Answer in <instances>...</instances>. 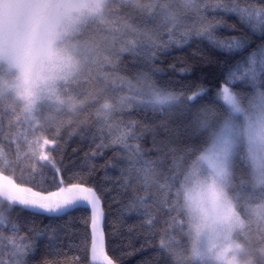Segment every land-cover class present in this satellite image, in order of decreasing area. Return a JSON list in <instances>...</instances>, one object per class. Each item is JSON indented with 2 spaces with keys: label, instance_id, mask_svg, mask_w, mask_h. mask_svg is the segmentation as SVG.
I'll list each match as a JSON object with an SVG mask.
<instances>
[{
  "label": "snow or ice",
  "instance_id": "snow-or-ice-1",
  "mask_svg": "<svg viewBox=\"0 0 264 264\" xmlns=\"http://www.w3.org/2000/svg\"><path fill=\"white\" fill-rule=\"evenodd\" d=\"M146 249L264 264V0H0V264Z\"/></svg>",
  "mask_w": 264,
  "mask_h": 264
},
{
  "label": "trees",
  "instance_id": "trees-1",
  "mask_svg": "<svg viewBox=\"0 0 264 264\" xmlns=\"http://www.w3.org/2000/svg\"><path fill=\"white\" fill-rule=\"evenodd\" d=\"M202 71H203V73H205V74H211L212 72L215 71V69H214V66L209 65V66H207V67H204ZM213 83H214V81H213ZM72 147H76V145L73 144ZM69 154H71V150H70V149H69ZM81 155H82V152H81ZM45 223H47V220H45ZM125 243H126V241H125ZM132 243H133V245H134L136 248H139L140 244L143 243V239H142V238H140V239H134V240L132 241ZM65 251L67 252V255H68L69 258H70L71 256H73V255H79V254H80V253L77 252L75 249H71V250H69V249L65 248ZM149 252H150V249H146L144 253H139V254H137V255L132 256L131 258H129V259L126 261V264H137V261L141 258V256H143V255H147ZM37 259H39V256H37Z\"/></svg>",
  "mask_w": 264,
  "mask_h": 264
},
{
  "label": "clouds",
  "instance_id": "clouds-1",
  "mask_svg": "<svg viewBox=\"0 0 264 264\" xmlns=\"http://www.w3.org/2000/svg\"><path fill=\"white\" fill-rule=\"evenodd\" d=\"M197 195V190L195 188V186H192L188 191H186L184 193V198L186 200H189V198H194ZM199 239H201L205 244H209V243H222L221 241L218 240H213V238L211 236H209L207 233L202 234ZM235 264H243L242 260H236Z\"/></svg>",
  "mask_w": 264,
  "mask_h": 264
}]
</instances>
